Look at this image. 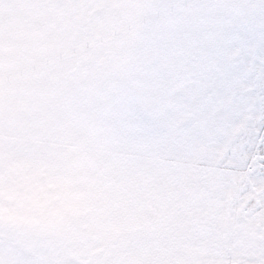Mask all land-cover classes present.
Masks as SVG:
<instances>
[{
  "label": "rangeland",
  "instance_id": "1",
  "mask_svg": "<svg viewBox=\"0 0 264 264\" xmlns=\"http://www.w3.org/2000/svg\"><path fill=\"white\" fill-rule=\"evenodd\" d=\"M176 36L161 118L132 94V69ZM59 144L76 153L59 161L86 199L26 230L0 221V258L19 248L60 264L248 259L264 244V0H0L5 189L18 194L23 165ZM17 206L0 199L5 213Z\"/></svg>",
  "mask_w": 264,
  "mask_h": 264
},
{
  "label": "snow or ice",
  "instance_id": "2",
  "mask_svg": "<svg viewBox=\"0 0 264 264\" xmlns=\"http://www.w3.org/2000/svg\"><path fill=\"white\" fill-rule=\"evenodd\" d=\"M179 36L162 38L153 41L151 52L153 58L132 69L135 86L133 95L142 98L144 107L159 117H166L172 107L169 85L176 74L178 63ZM192 110H195L193 100ZM131 115V114H130ZM76 155L75 151L64 144L44 146L36 150L34 157L24 167L29 172L22 180V189L16 193L11 187L5 189L2 174H0V199L7 192L10 200L18 201L17 207H9L7 213L0 208V221L8 220L14 228L26 230L30 224L39 223L47 217H59L76 212L86 193L79 190L80 178L66 175L61 168L60 156ZM38 209L41 217L29 218L28 212ZM9 240L16 244L22 243L20 236L13 234ZM252 255L239 264H264V244L251 248ZM0 264H60L59 261H30L25 259L22 249L14 248L11 253L0 258ZM94 264H105L97 260ZM216 264V262H205ZM219 264H233L231 261H220Z\"/></svg>",
  "mask_w": 264,
  "mask_h": 264
}]
</instances>
